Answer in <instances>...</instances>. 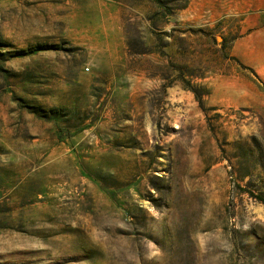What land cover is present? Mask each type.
I'll return each mask as SVG.
<instances>
[{
	"label": "rangeland",
	"instance_id": "374dc122",
	"mask_svg": "<svg viewBox=\"0 0 264 264\" xmlns=\"http://www.w3.org/2000/svg\"><path fill=\"white\" fill-rule=\"evenodd\" d=\"M202 4L0 0V264H264V87L212 104Z\"/></svg>",
	"mask_w": 264,
	"mask_h": 264
},
{
	"label": "crops",
	"instance_id": "0c3cea01",
	"mask_svg": "<svg viewBox=\"0 0 264 264\" xmlns=\"http://www.w3.org/2000/svg\"><path fill=\"white\" fill-rule=\"evenodd\" d=\"M202 7L213 10L219 18L228 15L241 16L244 25L228 48L226 55L248 68L232 67L231 72H220L213 78L211 102L213 105L255 103L264 87V26L261 13L264 0H204ZM218 10L220 11L218 13ZM172 41L173 36H166ZM169 47L166 45V48ZM181 49L171 44V49ZM167 88V87H166Z\"/></svg>",
	"mask_w": 264,
	"mask_h": 264
},
{
	"label": "trees",
	"instance_id": "16d2710c",
	"mask_svg": "<svg viewBox=\"0 0 264 264\" xmlns=\"http://www.w3.org/2000/svg\"><path fill=\"white\" fill-rule=\"evenodd\" d=\"M244 67V66H243ZM246 68V67H245ZM248 68V67H247Z\"/></svg>",
	"mask_w": 264,
	"mask_h": 264
},
{
	"label": "built area",
	"instance_id": "2783aa9c",
	"mask_svg": "<svg viewBox=\"0 0 264 264\" xmlns=\"http://www.w3.org/2000/svg\"><path fill=\"white\" fill-rule=\"evenodd\" d=\"M88 69V68H87Z\"/></svg>",
	"mask_w": 264,
	"mask_h": 264
}]
</instances>
